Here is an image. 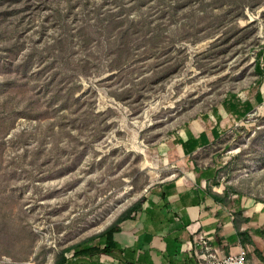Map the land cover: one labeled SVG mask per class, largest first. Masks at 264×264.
Returning <instances> with one entry per match:
<instances>
[{"label": "rangeland", "instance_id": "1", "mask_svg": "<svg viewBox=\"0 0 264 264\" xmlns=\"http://www.w3.org/2000/svg\"><path fill=\"white\" fill-rule=\"evenodd\" d=\"M192 171L264 201V0H0V264H109L73 255Z\"/></svg>", "mask_w": 264, "mask_h": 264}, {"label": "crops", "instance_id": "2", "mask_svg": "<svg viewBox=\"0 0 264 264\" xmlns=\"http://www.w3.org/2000/svg\"><path fill=\"white\" fill-rule=\"evenodd\" d=\"M216 132L181 139L179 156H189ZM224 190L207 185L204 174L194 171L153 188L119 224L109 264H197L196 233H205L220 256L244 248L247 264H264V201L229 192L224 201L214 200Z\"/></svg>", "mask_w": 264, "mask_h": 264}, {"label": "trees", "instance_id": "3", "mask_svg": "<svg viewBox=\"0 0 264 264\" xmlns=\"http://www.w3.org/2000/svg\"><path fill=\"white\" fill-rule=\"evenodd\" d=\"M235 112V110H234ZM228 196V190H225L222 193V196L213 195L214 200L216 201H224V198ZM140 208V202L135 203L131 207H129L123 214H121L116 221L110 225L106 230L97 235L95 238H104V242L101 245H94L92 247H86L81 249L78 253L73 255L76 257H90L94 255H105L111 257L115 250V242L113 236L116 232L119 231V224L128 219L131 213L137 211ZM67 259L64 255H60L55 264H66Z\"/></svg>", "mask_w": 264, "mask_h": 264}, {"label": "built area", "instance_id": "4", "mask_svg": "<svg viewBox=\"0 0 264 264\" xmlns=\"http://www.w3.org/2000/svg\"><path fill=\"white\" fill-rule=\"evenodd\" d=\"M194 242V257L197 264H247V251L244 248L227 256H220L210 245V238L205 233H196Z\"/></svg>", "mask_w": 264, "mask_h": 264}]
</instances>
